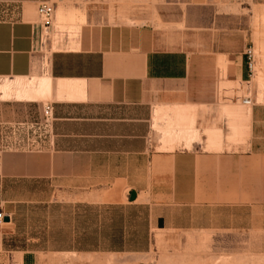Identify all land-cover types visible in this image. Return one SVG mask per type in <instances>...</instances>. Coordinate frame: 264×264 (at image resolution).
I'll return each mask as SVG.
<instances>
[{
  "label": "crops",
  "instance_id": "crops-1",
  "mask_svg": "<svg viewBox=\"0 0 264 264\" xmlns=\"http://www.w3.org/2000/svg\"><path fill=\"white\" fill-rule=\"evenodd\" d=\"M42 1L0 0V77L32 73L45 36ZM86 19L76 39L67 36L50 56V93L60 98L46 139L24 127L46 103L0 107V210L9 218L0 226V260L144 254L158 231L263 227L264 122L257 108L240 114L244 141L233 143L238 124L210 105L216 60L161 46L155 29L142 24L95 22L90 13ZM227 74L248 81L251 70L241 61ZM47 163L55 178L69 180L56 189L68 197L52 205Z\"/></svg>",
  "mask_w": 264,
  "mask_h": 264
},
{
  "label": "rangeland",
  "instance_id": "rangeland-1",
  "mask_svg": "<svg viewBox=\"0 0 264 264\" xmlns=\"http://www.w3.org/2000/svg\"><path fill=\"white\" fill-rule=\"evenodd\" d=\"M56 6L52 27L35 53L33 71L26 77H0V107L54 103L55 92L37 96L16 93L18 82L49 76V60L65 38L75 40L87 19L112 24H139L155 29L159 45L185 48L201 58L217 61V77L212 82V106L219 117L227 112L229 123L238 124V137L244 141L240 114L257 108L264 122V0H53ZM77 12V13H76ZM60 13L67 18L59 19ZM83 13V14H82ZM78 18L70 20L71 15ZM83 15V16H82ZM82 16V17H80ZM80 17V18H79ZM80 19V20H79ZM76 23L77 25H73ZM253 51L252 71L248 81L228 76V70L241 61L249 62L247 50ZM53 81V78H52ZM9 85L12 95L3 96L2 86ZM54 86V81H53ZM15 91V92H14ZM250 103H246L245 99ZM229 108H233L229 111ZM172 122V121H171ZM244 130V127L243 129ZM55 165L46 164L47 204L54 198H67L56 192L59 185H69L65 178H55ZM53 210H47L45 225L52 229ZM37 264H264V226L251 231H176L163 230L154 235L150 252L144 254L37 253ZM2 264H23L21 255L5 256Z\"/></svg>",
  "mask_w": 264,
  "mask_h": 264
},
{
  "label": "built area",
  "instance_id": "built-area-1",
  "mask_svg": "<svg viewBox=\"0 0 264 264\" xmlns=\"http://www.w3.org/2000/svg\"><path fill=\"white\" fill-rule=\"evenodd\" d=\"M56 6L52 0L42 1L38 6V14L42 21V26L44 31L48 33L52 27V21L55 17ZM44 45V42H43ZM249 58V68L252 71V61L253 51L251 49L247 50ZM246 103H250L249 99H245ZM54 122V107L52 103H46L43 106L42 112L34 119L29 122H25V128L31 134H33L37 139H46L47 135L50 134L53 128ZM7 216L4 211L0 210V226L7 223L5 219Z\"/></svg>",
  "mask_w": 264,
  "mask_h": 264
},
{
  "label": "bare ground",
  "instance_id": "bare-ground-1",
  "mask_svg": "<svg viewBox=\"0 0 264 264\" xmlns=\"http://www.w3.org/2000/svg\"><path fill=\"white\" fill-rule=\"evenodd\" d=\"M77 13V12H76ZM56 14V13H55ZM83 14V13H82ZM83 16V15H82ZM82 16H80V17H82ZM79 17V18H80ZM65 18H67V16L64 14V13H60V15H59V19L60 20H64ZM76 18H78V16H76V15H71L70 16V20L72 21V22H75V19ZM80 20V19H79ZM73 25H77L76 23H73ZM29 83L30 82H28V81H21V82H18L17 84H18V86L21 84V86H22V90L21 89H19V87L16 89V93H18V94H20V93H24L25 95H27V96H37V95H43L44 96V94L45 93H47L48 95H49V93H50V88H51V76L49 75H47L46 77H43V78H41V79H39V80H37V82L35 83V85L32 87V86H30L29 88L27 87L28 85H29ZM2 92H3V96L5 95V96H9V95H12V93H13V91H12V88L9 86V85H5V86H2ZM15 92V91H14ZM176 110V109H175ZM178 110H180V109H178ZM179 112V111H178ZM178 112H177V114H178ZM182 112V111H181ZM181 115V114H180ZM184 115V114H183ZM180 118V117H179ZM178 118V119H179ZM189 119V118H188ZM186 120H187V118H186ZM179 121V120H178ZM184 121V120H183ZM181 122V121H180ZM184 122H186V121H184ZM190 122V121H189ZM193 122H194V120H193ZM176 123V122H175ZM192 123V122H191ZM171 125V124H170ZM173 125V124H172ZM175 125V124H174ZM186 125H188V122H187V124L185 123V127H186ZM196 125V124H195ZM180 126V125H179ZM183 126V125H182ZM191 126V125H190ZM194 126V125H193ZM172 126H170V128H171ZM173 127H175V126H173ZM169 128V127H168ZM196 128V127H195ZM187 130V129H186ZM189 130H191V129H189ZM188 130V131H189ZM193 130V129H192ZM191 130V131H192ZM170 131V130H169ZM172 132H173V130H172ZM194 132H196L197 133V130L195 131L194 130ZM166 133V132H165ZM176 133H177V131H176ZM176 133H175V136H176ZM184 132H182V133H180L179 135H181V134H183ZM173 133H171V132H168L167 133V135L166 136H168V138H170V139H172V137L174 136V135H172ZM165 136V137H166ZM187 135H185V137H186ZM178 137V136H177ZM180 138V137H179ZM164 139H166V138H164ZM214 140H215V138H214ZM193 141V140H192ZM219 142V141H218ZM213 144V143H212ZM216 144V143H215ZM214 144V145H215ZM189 145H191V144H189ZM221 147V146H220Z\"/></svg>",
  "mask_w": 264,
  "mask_h": 264
},
{
  "label": "water",
  "instance_id": "water-1",
  "mask_svg": "<svg viewBox=\"0 0 264 264\" xmlns=\"http://www.w3.org/2000/svg\"><path fill=\"white\" fill-rule=\"evenodd\" d=\"M135 195H136V193H135V191H133L131 197L134 199V198H135ZM5 219H6L7 221L9 220V218H7V217H6Z\"/></svg>",
  "mask_w": 264,
  "mask_h": 264
}]
</instances>
